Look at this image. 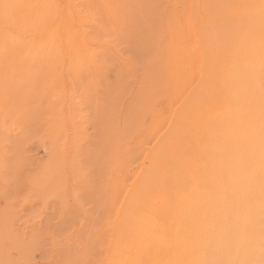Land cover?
<instances>
[{
  "label": "rangeland",
  "instance_id": "374dc122",
  "mask_svg": "<svg viewBox=\"0 0 264 264\" xmlns=\"http://www.w3.org/2000/svg\"><path fill=\"white\" fill-rule=\"evenodd\" d=\"M0 26V264H264V0H0Z\"/></svg>",
  "mask_w": 264,
  "mask_h": 264
},
{
  "label": "bare ground",
  "instance_id": "6f19581e",
  "mask_svg": "<svg viewBox=\"0 0 264 264\" xmlns=\"http://www.w3.org/2000/svg\"><path fill=\"white\" fill-rule=\"evenodd\" d=\"M32 1V0H31ZM40 2V1H39ZM41 5H42V3H41ZM35 8V7H34ZM43 9H44V7H43ZM36 11V10H35ZM38 11V10H37ZM45 12V11H44ZM40 13V12H39ZM44 16H46V15H44ZM43 16V17H44ZM39 17V16H38ZM47 18V17H46ZM39 19V18H38ZM44 19V18H43ZM40 21H41V19H40ZM45 21V20H44ZM45 25V24H44ZM1 27V26H0ZM99 27V26H98ZM10 28V27H9ZM3 29V28H2ZM14 29V28H13ZM79 29V28H78ZM14 31V30H13ZM56 35V34H55ZM27 38V37H26ZM5 41V40H4ZM8 42V41H7ZM6 44V43H5ZM111 45V44H110ZM100 46V45H99ZM104 46V45H103ZM7 48H10V47H7ZM9 50V49H8ZM20 64V63H19ZM52 71V70H51ZM15 75H18V74H15ZM254 76H256V75H254ZM38 80V79H37ZM46 88V87H45ZM245 88V87H244ZM244 88H242V89H244ZM51 89V88H50ZM53 89V88H52ZM242 91V90H241ZM247 91H248V89H247ZM257 91V90H256ZM244 92V91H243ZM245 92H246V89H245ZM248 93V92H247ZM258 93H260V92H258ZM238 94H240V93H238ZM248 95H249V93H248ZM253 96V94H251L250 93V96ZM46 96V95H45ZM236 96V95H235ZM246 96V95H245ZM257 97H258V95H256ZM239 97H241V95L239 96ZM244 98V97H243ZM243 98L241 99V98H238V100L239 99H241V100H243ZM252 98H254V97H252ZM46 100H47V98H46ZM241 100H239L240 102H241ZM245 100V99H244ZM249 101H253L252 99L250 100V98H249ZM249 101H247V102H249ZM49 102H50V100H49ZM238 102V101H237ZM246 102V101H245ZM257 102H259V101H257ZM239 104V103H238ZM243 104V106H244V103H242ZM242 104H241V106H242ZM249 105H251L252 106V103H250ZM246 106V105H245ZM253 106L255 107V105L253 104ZM260 106H261V104H260ZM253 107V108H254ZM262 107L263 106H261V107H259V109H262ZM246 108H248V106L246 107ZM264 109V108H263ZM244 111V110H243ZM255 111V110H254ZM241 112V111H240ZM256 114H258V112H259V110L257 111L256 110ZM261 112H264V110L263 111H261ZM232 116H234V115H232ZM260 116V115H259ZM229 117V116H228ZM227 117V118H228ZM235 117V116H234ZM237 117V116H236ZM235 117V118H236ZM261 117V116H260ZM245 118V117H244ZM237 119V118H236ZM243 120V119H242ZM263 119L262 118H259V119H256L255 117H249L248 119H245L244 121H242V122H240V120H239V122H240V126H239V128H238V132H239V134H238V138H237V140H236V146H235V148H236V150H234L235 151V153L232 155V153H233V150H232V152H231V155L232 156H230V158L231 159H233L234 160V162H235V164L236 165H234L235 167H236V169L237 168H243L247 163H249V160L251 161V159L253 158L252 157V155H253V153H251V152H253L254 150H253V148H251V147H253V141H254V136H255V134L253 133L254 132V129H255V127H256V124H259V121H262ZM235 122V121H234ZM261 124H263V123H261ZM225 125V124H224ZM232 125H234V124H231V125H229V126H232ZM234 127V126H233ZM227 129V131L229 130V128H226ZM232 129H235V127L234 128H232ZM231 129V130H232ZM236 132V131H235ZM234 132V133H235ZM234 135H236V133L234 134ZM261 139V138H260ZM230 142V141H229ZM262 143V142H261ZM241 148V150H239L240 151V153H239V151L237 150V148ZM230 149V148H229ZM253 150V151H252ZM237 151V152H236ZM259 151H260V149H259ZM224 153V152H223ZM222 154V153H221ZM262 154V153H261ZM260 154V155H261ZM222 156V155H221ZM224 157V156H223ZM222 157V158H223ZM217 158H218V156H217ZM221 160V159H220ZM261 160V159H260ZM255 164V163H254ZM253 164V165H254ZM257 165V164H256ZM224 167V166H223ZM253 168V167H252ZM232 169H234L233 167H232ZM231 169V170H232ZM228 172V171H227ZM230 172H232V171H230ZM239 169H237V171L236 172H234L233 173V175H232V182H231V184H230V186L232 187V189L235 187V183H236V175H238L239 174ZM229 174V173H228ZM227 174V175H228ZM232 174V173H231ZM240 174H241V176L240 175H238V177L239 178H241L242 177V180H244L243 182L244 183H246L247 181L248 182H251L252 183V181H255L254 179H256L255 177L256 176H251V173H250V175L249 174H242L241 172H240ZM243 175V176H242ZM230 177V176H229ZM259 178H257L256 180H258ZM231 180V179H230ZM239 181H240V179H239ZM246 181V182H245ZM238 182V181H237ZM241 182V181H240ZM240 182H238V183H240ZM242 182V183H243ZM254 183V182H253ZM244 185V184H243ZM253 185V184H252ZM251 185V186H252ZM238 187V186H237ZM253 187V186H252ZM238 188H241V186L240 187H238ZM249 188V187H248ZM253 190V192H254V188H252ZM247 190H249V189H247ZM239 191H241L240 189H239ZM243 191V190H242ZM241 191V192H242ZM250 193H251V191H249ZM248 192V197H249V193ZM223 194V193H222ZM253 195H254V193H252ZM224 195V194H223ZM250 196H252L251 194H250ZM244 199V198H243ZM248 200V199H247ZM244 202H245V200H244ZM244 202H243V204H244ZM254 206V205H253ZM241 208V207H240ZM198 212V211H197ZM217 214H219V212L217 213ZM225 215V214H224ZM240 215V214H239ZM240 218H242V217H240ZM241 223V222H240ZM226 225V224H225ZM225 227V226H224ZM259 231V230H258ZM208 236V235H207ZM235 236V235H234ZM210 238H211V236H210ZM211 240V239H210ZM210 240L209 241H207L209 244L208 245H211L210 243ZM205 242H206V240H205ZM227 243V242H226ZM232 246V245H231ZM211 248V247H210ZM214 247H212V249H213ZM259 252V251H258ZM260 253V252H259ZM230 254H231V252H230ZM214 255V254H213ZM212 255V256H213ZM232 255V254H231ZM211 256V255H210ZM216 256V255H215ZM230 256V255H229ZM211 258H213V257H211ZM219 259V258H218ZM213 261V260H212ZM193 262V261H192ZM252 262V261H251ZM250 262V263H251ZM214 264H216V263H214Z\"/></svg>",
  "mask_w": 264,
  "mask_h": 264
}]
</instances>
